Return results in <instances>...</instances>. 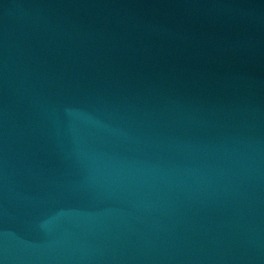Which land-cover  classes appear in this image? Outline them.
Wrapping results in <instances>:
<instances>
[{
	"label": "water",
	"instance_id": "1",
	"mask_svg": "<svg viewBox=\"0 0 264 264\" xmlns=\"http://www.w3.org/2000/svg\"><path fill=\"white\" fill-rule=\"evenodd\" d=\"M0 264H264V0H0Z\"/></svg>",
	"mask_w": 264,
	"mask_h": 264
}]
</instances>
